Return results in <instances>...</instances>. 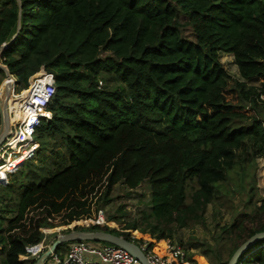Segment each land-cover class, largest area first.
Here are the masks:
<instances>
[{
  "label": "trees",
  "instance_id": "16d2710c",
  "mask_svg": "<svg viewBox=\"0 0 264 264\" xmlns=\"http://www.w3.org/2000/svg\"><path fill=\"white\" fill-rule=\"evenodd\" d=\"M21 1L23 27L0 64L21 91L53 75L55 93L47 108L51 119L36 129L39 146L29 166L31 174L49 177L24 189L5 227L11 208L0 204L4 264H24L46 229L129 241L140 230L155 243L172 239L175 229L202 222L248 142L252 156L264 159V0ZM180 13L193 41L182 37ZM15 22V1L0 0V46ZM220 54L233 56L240 80L225 71ZM113 79L119 85L109 89ZM50 80L33 84L35 101ZM11 110L13 124L31 115L23 99ZM190 181L198 188L185 204ZM118 184L129 190L147 185L145 227L96 223ZM247 219L227 229L228 260L264 231V199ZM237 264H264V241Z\"/></svg>",
  "mask_w": 264,
  "mask_h": 264
},
{
  "label": "rangeland",
  "instance_id": "374dc122",
  "mask_svg": "<svg viewBox=\"0 0 264 264\" xmlns=\"http://www.w3.org/2000/svg\"><path fill=\"white\" fill-rule=\"evenodd\" d=\"M177 21L181 26L182 37L193 41L194 34L192 30L185 25L187 17L180 13L178 14ZM219 61L231 77L240 80V75L232 55L220 54ZM5 78L4 75L0 74V86ZM259 82L252 81L250 83L251 85L258 86ZM102 83V87H104V80H102ZM117 85L119 83L113 79L108 84V88L114 89ZM5 93L6 90H2V87H0V99L5 97ZM16 93H22L19 84L16 88ZM10 99H14L13 95ZM261 99L264 100V95ZM8 117L10 118V114H8ZM252 153L253 148L250 142L246 144L243 150L237 152L234 166L229 172L227 180L218 185L217 194L206 207L202 222L188 228L175 229L173 232L172 240L180 243L185 249L186 262L188 259L186 264H225L227 262L232 247L227 229L235 221L248 220L247 216H251L256 207L259 206L260 200L264 199V159L254 158ZM45 156H48V159H50L49 152ZM243 158L246 159L245 163L242 162ZM21 161H23L21 157L8 158L3 169H6L8 166H15L21 163ZM30 164L31 161L25 163L23 167L9 175V181L13 186V190L0 188V204L3 206L8 205L11 208L10 213L4 214L3 227L6 226L8 220L16 213L17 203L24 189L29 184L42 185L49 177V172L31 174L33 172L29 169ZM243 165L245 166L243 168L245 172L242 177ZM197 188V181H190L188 183L185 204L190 203V197ZM150 209V196L147 185L143 184L134 190H129L122 184H118L113 188L110 202L101 207L100 219L112 227H123L124 223L128 224L132 222L145 227V219H147ZM248 225L250 226V223ZM255 225V223L251 224L253 227ZM64 229L57 228L55 231L53 229H46L45 248L50 246L57 236L63 234L62 231ZM139 231L138 233L141 235ZM140 235L134 237L150 241L149 236L142 238ZM70 244L66 243L59 246L58 253L64 256ZM103 245H106V243L92 242V246L94 247H102ZM30 252L31 249H28V255ZM28 255L22 259L24 263L30 260V256ZM83 258L92 259V257L87 255H83ZM46 264L54 263L51 259H47Z\"/></svg>",
  "mask_w": 264,
  "mask_h": 264
},
{
  "label": "built area",
  "instance_id": "2783aa9c",
  "mask_svg": "<svg viewBox=\"0 0 264 264\" xmlns=\"http://www.w3.org/2000/svg\"><path fill=\"white\" fill-rule=\"evenodd\" d=\"M43 77H50V85L45 90L38 93L40 101H35L33 97V84ZM2 90L9 87V97L7 100V112L10 114L9 128L6 136L0 144V188L4 189L9 184V175L19 170L25 163L32 160L38 150V143L35 141L36 129L40 125L42 119H51V114L47 111L48 104L55 93V81L51 74L42 75L33 79L26 90H22V93L17 94L16 88L18 87L17 80L13 75L5 78L1 84ZM102 88V83L98 82V89ZM25 93L27 98H25ZM13 95V102L11 108L16 104L17 100L23 99L26 102L28 109H30L31 115L27 117L25 123L13 124L11 117L13 115L10 108V97ZM21 157L23 161L15 166H8L4 171L2 167L5 166V160L8 157ZM96 223H105L100 219V215ZM133 243H135L140 250L143 252L146 260L149 264H186V252L184 247L172 240L166 239L164 241L155 243L153 241L140 240L139 237L136 239L134 236L131 237ZM45 235L43 240L36 246L30 248L31 252L30 260L24 264H35L39 256L46 251L45 248ZM5 255V250L0 244V264ZM83 255L92 257V259H84ZM47 259H51L54 264H140L136 258L125 250L106 244L102 247L92 246L90 241H80L71 243L64 256L55 252L50 255ZM47 259L43 262L46 264Z\"/></svg>",
  "mask_w": 264,
  "mask_h": 264
},
{
  "label": "water",
  "instance_id": "95a60500",
  "mask_svg": "<svg viewBox=\"0 0 264 264\" xmlns=\"http://www.w3.org/2000/svg\"><path fill=\"white\" fill-rule=\"evenodd\" d=\"M16 4V22L12 29L10 30L7 38L0 46V55L7 50L11 44L15 42L21 33L23 27V11H22V1L14 0ZM0 70L3 72L5 77L9 76L7 69L0 65ZM9 87L6 89L5 97L0 99V144H2L6 133L9 128V117L7 112V100L9 97ZM80 241H90V242H103L116 247H119L134 258L138 260L140 264H149L140 248L133 242L126 240L123 237L115 236L105 232H80L73 231L66 234H61L57 236L56 240L42 253L36 260L35 264H43V262L52 255L56 249L66 243L80 242ZM264 241V231L258 232L249 237L244 241L232 254L227 264H237L239 258L243 256L251 247L256 243Z\"/></svg>",
  "mask_w": 264,
  "mask_h": 264
},
{
  "label": "bare ground",
  "instance_id": "6f19581e",
  "mask_svg": "<svg viewBox=\"0 0 264 264\" xmlns=\"http://www.w3.org/2000/svg\"><path fill=\"white\" fill-rule=\"evenodd\" d=\"M13 101H14V100H13ZM17 101H18V100H17ZM17 101H16V102H17Z\"/></svg>",
  "mask_w": 264,
  "mask_h": 264
}]
</instances>
